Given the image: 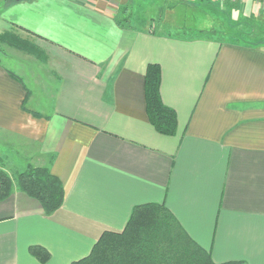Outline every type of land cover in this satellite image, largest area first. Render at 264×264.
Wrapping results in <instances>:
<instances>
[{"label":"crops","instance_id":"0c3cea01","mask_svg":"<svg viewBox=\"0 0 264 264\" xmlns=\"http://www.w3.org/2000/svg\"><path fill=\"white\" fill-rule=\"evenodd\" d=\"M132 1L0 0V32L38 48L0 65V148H13L17 174L46 167L64 191L47 216L13 183L0 201V264H41L33 246L49 253L44 264L76 262L144 204L164 205L213 263L264 264V37L122 28L117 10ZM198 1L232 5L242 22L263 10ZM149 64L176 114L173 136L148 122Z\"/></svg>","mask_w":264,"mask_h":264},{"label":"trees","instance_id":"16d2710c","mask_svg":"<svg viewBox=\"0 0 264 264\" xmlns=\"http://www.w3.org/2000/svg\"><path fill=\"white\" fill-rule=\"evenodd\" d=\"M116 22L122 28L130 24V5L118 8ZM11 32L10 37L21 44V39ZM221 32L186 29L177 33L178 38H218ZM16 37V39L14 38ZM32 51L38 48L27 41ZM21 44V45H22ZM18 45L17 47H22ZM161 72L157 64H149L145 70L144 98L148 122L154 130L164 136H173L177 129L175 112L165 106L160 97ZM26 111V109L24 108ZM39 118L38 113H31ZM29 198L37 201L44 214L49 216L63 203L64 191L58 178L51 175L46 167H28L18 173L13 181L0 169V201L11 195L13 183ZM29 253L41 264L50 255L40 247H30ZM71 264H215L207 251L192 241L177 223L173 215L162 204L135 206L121 233L105 232L92 247L90 253ZM222 264H238L226 262Z\"/></svg>","mask_w":264,"mask_h":264},{"label":"rangeland","instance_id":"374dc122","mask_svg":"<svg viewBox=\"0 0 264 264\" xmlns=\"http://www.w3.org/2000/svg\"><path fill=\"white\" fill-rule=\"evenodd\" d=\"M129 5L130 24L136 28L149 26L166 34L181 33L186 29L215 30L222 33L219 39L239 42L264 37V9L260 16L242 22L234 13L233 6L229 4L230 11L226 9L222 11L221 5L217 3L205 6L198 0H136ZM4 33L7 32H0V65L7 63L4 59L9 54L15 55L18 52L26 55L35 54L36 51H32L27 44H22L24 39L21 36L13 33L22 40V45L10 37L3 39ZM18 45L22 47L19 48ZM0 151L9 155L5 163L1 161L0 169L14 181L17 175L16 167L10 162H14L17 157H14L13 148L1 147Z\"/></svg>","mask_w":264,"mask_h":264},{"label":"built area","instance_id":"2783aa9c","mask_svg":"<svg viewBox=\"0 0 264 264\" xmlns=\"http://www.w3.org/2000/svg\"><path fill=\"white\" fill-rule=\"evenodd\" d=\"M255 4L260 5L264 9V0H251Z\"/></svg>","mask_w":264,"mask_h":264},{"label":"water","instance_id":"95a60500","mask_svg":"<svg viewBox=\"0 0 264 264\" xmlns=\"http://www.w3.org/2000/svg\"><path fill=\"white\" fill-rule=\"evenodd\" d=\"M17 1H23V0H17Z\"/></svg>","mask_w":264,"mask_h":264}]
</instances>
